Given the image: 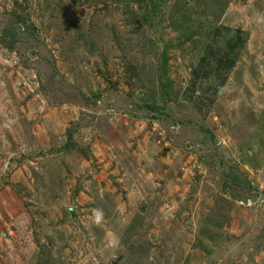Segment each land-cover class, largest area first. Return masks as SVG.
Instances as JSON below:
<instances>
[{
    "label": "rangeland",
    "instance_id": "1",
    "mask_svg": "<svg viewBox=\"0 0 264 264\" xmlns=\"http://www.w3.org/2000/svg\"><path fill=\"white\" fill-rule=\"evenodd\" d=\"M0 264H264V0H0Z\"/></svg>",
    "mask_w": 264,
    "mask_h": 264
},
{
    "label": "trees",
    "instance_id": "2",
    "mask_svg": "<svg viewBox=\"0 0 264 264\" xmlns=\"http://www.w3.org/2000/svg\"><path fill=\"white\" fill-rule=\"evenodd\" d=\"M220 10H221V12L223 11V9L222 8H220ZM219 10V11H220ZM224 30H227V28L226 29H224ZM237 38H239V37H237ZM237 40V39H236ZM232 42L233 41H228V51L227 52H225L224 53V56H225V58H224V60H222V62L219 64V66L221 67V68H223L225 71H228L232 66H233V64H234V58L233 57H230V55L229 54H231L232 52H234V49L236 48V47H238V45L240 44V43H238L237 44V42H234V44H232ZM237 44V46L235 47V45Z\"/></svg>",
    "mask_w": 264,
    "mask_h": 264
}]
</instances>
